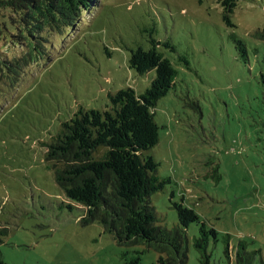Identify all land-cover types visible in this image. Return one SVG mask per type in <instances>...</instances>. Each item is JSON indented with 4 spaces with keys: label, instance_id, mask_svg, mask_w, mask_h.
Wrapping results in <instances>:
<instances>
[{
    "label": "rangeland",
    "instance_id": "1",
    "mask_svg": "<svg viewBox=\"0 0 264 264\" xmlns=\"http://www.w3.org/2000/svg\"><path fill=\"white\" fill-rule=\"evenodd\" d=\"M232 22L217 0H98L77 25L49 36V57L14 88L0 84L1 261L124 264L140 251L141 264H159L155 251L119 247L99 223L82 224L85 210L56 183L44 147L79 108L105 110L121 89L143 94L156 73H137L129 59L152 39L177 70L152 110L159 143L144 152L168 180L150 196L158 224L178 226L174 204H183L218 232L212 264H229L227 234L232 246L245 241L259 251L255 264L264 260V40L255 36L264 30V0H239ZM23 54L22 45L0 40V59ZM187 235V264H199V225Z\"/></svg>",
    "mask_w": 264,
    "mask_h": 264
},
{
    "label": "trees",
    "instance_id": "2",
    "mask_svg": "<svg viewBox=\"0 0 264 264\" xmlns=\"http://www.w3.org/2000/svg\"><path fill=\"white\" fill-rule=\"evenodd\" d=\"M97 2L0 0V40L20 44L24 49L20 57L0 59V84L14 88L27 67L49 57V36L61 35L77 25L83 11ZM217 2L223 9L224 22L234 26L232 15L239 0ZM255 36L264 40V30ZM235 42L238 52L246 57L244 43L237 39ZM151 43L148 50H132L129 59L130 68L139 74L155 71L150 87L141 95L132 88L109 94L110 105L105 110L79 108L44 144L46 159L67 199L84 208L82 224L99 223L119 247L143 246L155 251L159 264L188 263L187 230L198 224L199 236L193 244L198 263L212 264L209 245L219 240L215 228L208 226L195 210L175 203L179 224L169 229L158 224L150 203V196L168 182L157 176L159 164L154 158L144 155L159 143V126L152 110L169 93L177 77L172 62L157 50L159 43L153 39ZM100 148L105 152L95 158ZM217 178H221L219 173ZM3 233L0 230V243ZM222 241L229 264L256 263L259 251L250 250L247 242L240 241L234 247L228 234ZM135 253L124 264H141L142 252ZM128 254L124 251L123 257L126 259ZM0 264L5 263L0 260ZM260 264H264L262 258Z\"/></svg>",
    "mask_w": 264,
    "mask_h": 264
}]
</instances>
